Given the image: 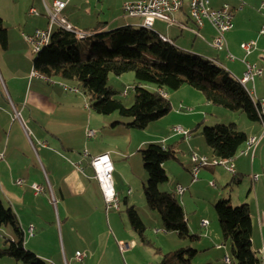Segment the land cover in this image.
Wrapping results in <instances>:
<instances>
[{"label": "rangeland", "instance_id": "rangeland-1", "mask_svg": "<svg viewBox=\"0 0 264 264\" xmlns=\"http://www.w3.org/2000/svg\"><path fill=\"white\" fill-rule=\"evenodd\" d=\"M136 1L139 0H72L69 4L70 6L63 13V16L78 32H91L90 30L95 29L99 25L104 30L103 32H109L122 26H126L124 25L125 21L134 22L136 23L134 25L138 24L136 27H140L142 23H139L142 19L131 18L124 12L125 3ZM185 2L184 9L188 14L189 10L187 5L189 0H185ZM245 3L247 5L245 9L237 12L234 11V25L236 12V20L242 17L240 22L242 36L250 37L255 33V36L251 40H261L259 42L261 45L260 49L264 52V36H259L263 26L261 27L259 18L255 16L256 14H263L264 10H261L259 7H254L246 0ZM251 7H253L254 10L250 9ZM215 8H218V6ZM172 19L174 20L175 17H172ZM191 25H193V23H191ZM56 29L57 27L55 30ZM153 31L156 33L168 34L180 31V29L177 26H170L165 22L157 21L154 25ZM185 35H188L187 32ZM246 42H250V40ZM199 43H202L201 40ZM82 45H86V43L83 42ZM204 47V50H201V52L195 51L192 53L208 59L210 58L209 54L220 56L221 59H223L224 52L217 51L214 48H211V46ZM82 56L84 59L89 56L88 49L83 50ZM36 57L37 54L33 53V58L35 59ZM261 64L264 67V59L261 60ZM17 66H23V64L19 63ZM220 67L223 68L222 66ZM243 74L244 69H241L236 71L234 77L240 79L243 77ZM64 82L68 85H76L77 87L75 82ZM22 84L23 83L21 82L18 86L20 92L23 90ZM109 85L120 93L117 98L127 107L133 105L135 96L134 89L136 86L135 74L133 72L124 74L121 77L111 74L109 77ZM145 86L151 91L156 89V86L153 84H145ZM248 86L250 87V85ZM186 89L194 91V93L200 95L202 100L185 92V90H183V92H181V89L177 91H169L171 97L176 95V99H178L182 93L187 103L183 104L179 102L177 104L170 98L169 100L172 102V111L161 120L151 123L145 130H136L127 127L126 125L131 123L132 119L122 118L118 113L109 116H101L90 109L89 105H86L91 114L98 117V119H105L107 123L106 125H103V123L99 121L96 122L95 127H91L90 130L87 131V133L89 131H95L96 134L92 138H88L86 135L80 139L75 137L73 142L81 140L82 146L85 143V147H82L80 151L76 149V153L80 154L81 159L79 160L78 158L64 153L62 149L58 151L53 147H50L53 152H51L50 158H46L42 152V147L46 146L45 143H42L35 137L32 129L25 121H23L25 124L23 126L26 129V137H28L27 139L32 149L28 146L26 138H24L20 132L18 125L14 126L13 124H7L6 116L0 114V130L3 131L1 136L4 135L9 141L10 152L8 157L12 156L10 158V164L14 168V176L18 178L15 182H18L19 180L28 182V184L25 183L26 185L22 184V187H6L7 189L5 188L4 191L1 190L0 200L6 207L12 208V205L16 206L14 212L16 211L15 213H17L19 217L22 228L24 222L27 230L29 227L36 229L35 231L33 229L32 233L29 232V234H31L30 236H36V239H33L31 244H27V239L25 240V247L28 251L34 253H36V251L39 252L47 259H44L46 261H49V259L57 260L59 254L63 259V236L68 253L69 249H72V252L75 254V250L77 249L83 253L84 250L94 248L95 245L105 247L106 240L110 235V227L106 217L111 214L112 218H115L113 220L115 230L116 228L120 229L123 237L127 238V241L123 243V250L120 251L125 252L133 249L125 248L126 244L131 247V237H134L137 240L140 247L136 250L139 252H136L134 257L136 264H161L163 255L188 246L198 252L193 261L194 264H227L224 261V256H218L216 244L213 245L211 249L210 245L206 244L207 242H205L203 238V229L201 228L203 217L200 216H205L204 219L208 220L212 225L213 223L215 224L214 227L221 236L219 245L228 248L230 253L228 255L229 259L232 258L231 245L230 243H226L223 239L218 215L214 206L223 199L229 200L233 206L242 205L243 203L238 202V197L239 195L242 197L245 195L246 191L251 188L252 182L250 177L247 176L244 180V186L242 185L243 187L240 190L238 188L240 184L232 183L234 178L233 174L228 171L225 165L214 166L211 149L206 142V138L202 135V132L204 128H211L216 125L229 126L231 124H236L240 131H246L247 125H252L253 122H250L245 115L234 113L212 104H207L202 93L195 91L188 86ZM125 93H127V95H125ZM80 94L85 93L80 89ZM44 99L50 100L47 96H45ZM35 100L36 98H34V94H32L30 103ZM14 103L16 104L18 102L14 101ZM6 105L9 106V104ZM13 111L15 113V120L19 122L24 120V118L21 117L19 110L16 111L15 107H13ZM201 113L204 115L198 120L197 117H191V115ZM18 114L19 116H17ZM116 122H122V125H119L117 128L109 127L110 124L114 125ZM201 122H204L203 127H201L200 131L197 133H193L190 139L181 135L173 138L174 136L172 135L175 132L173 131L174 133H170L173 129L178 127L183 128L187 132H191V130L193 132ZM191 125L193 127L192 129H189V126ZM104 126H108V128H106L105 132H101L104 129ZM263 133L264 129L262 130V136ZM177 135L175 133V136ZM191 139L194 140V145H198V141H204V145L208 150L202 152L197 151L199 152L197 153L198 156L207 158L208 163L207 167H204V169L198 174V180H195L193 177L194 164L191 159L193 153L191 150L192 148L189 145ZM141 142L147 143L143 148L137 149V145ZM152 143L170 146L176 152V158L170 159L165 163L164 168L169 177V182L161 185V188L163 190L169 189L172 194H176L174 192L178 185H181L185 189L186 196H188V198L190 197L187 209H185L189 229L192 235H201V240L199 241L191 242L189 240L180 239L176 233H167L161 216L157 212L151 211L147 205L144 187L148 184L149 176L144 168L141 151L146 149L148 145ZM87 144H90L95 150H97V152L103 150V148L106 150V147H109L112 152L110 153V158L115 168L112 174L115 190H119L120 187L125 188L122 197L120 198L117 196L119 209L115 208V206L108 207L104 196L101 195L97 187L94 186V184H96L95 182H93V188L88 194L85 193V195L82 196H74L67 192L65 193L66 200L62 199L58 181L63 180L66 176L73 173L74 169L80 171L83 176L87 178L92 174V172H90V166L82 162L83 159L87 160V157L85 158V156H88V153L90 152V149L86 147ZM0 159L5 160L4 154L1 155ZM209 168H214L216 175L209 172L207 170ZM1 169V172H4V170L6 171L5 166L3 165ZM32 182H35L36 185L42 189V192L38 194V197L34 196V192L27 187L30 186ZM97 183L100 186L98 180ZM89 184L90 179L85 182V185ZM51 186L54 187L55 192ZM167 193H169V191ZM192 193H194V195L191 198ZM176 195L179 203L182 205L183 196ZM23 201L24 203H22ZM130 207L136 208L147 227L145 233L146 244L143 243L139 235L132 230L127 215V210ZM68 217L69 220L66 221ZM196 220L199 221L198 224H196ZM16 239L12 227H0V250L9 247V241ZM29 240L31 239L29 238ZM201 243L202 246H205L202 247L203 251L197 249L201 246ZM263 244L264 243L262 242V250L259 251V249H256V253L264 260ZM88 252L85 253L88 255ZM72 262L73 261L71 260V264H82V262ZM0 264L23 263L14 258L0 257Z\"/></svg>", "mask_w": 264, "mask_h": 264}, {"label": "trees", "instance_id": "trees-1", "mask_svg": "<svg viewBox=\"0 0 264 264\" xmlns=\"http://www.w3.org/2000/svg\"><path fill=\"white\" fill-rule=\"evenodd\" d=\"M86 40L77 39L74 32L57 28L50 44L34 59V71L52 81L75 82L88 97V105L96 114L109 116L118 113L122 118L132 119L126 126L145 130L172 111L171 102L160 91H177L189 86L200 92L214 106L245 115L251 122H261L260 111L246 88L229 72L206 57L185 52L172 42L142 27L122 26L103 32L99 25ZM85 42L86 45H82ZM0 44L8 46L7 29L0 19ZM89 56L83 58V50ZM133 72L136 86L134 103L127 107L117 96L120 94L109 85L111 74L121 77ZM145 84H153L149 90ZM120 122L114 123L118 126ZM197 127L190 135L197 133ZM202 135L211 149L213 159L233 161L249 137L236 124L216 125L204 128ZM144 168L149 176L144 187L145 198L151 211L157 212L167 233H176L180 239L191 242L201 240L192 235L187 214L176 194L163 192L161 185L169 182L164 165L176 158L170 146L152 143L141 151ZM221 233L232 249V264H263L262 258L253 250L252 218L249 206H233L229 200H220L215 206ZM132 230L147 243V227L135 207L127 210ZM12 227L16 240L0 250V257L14 258L23 264H52L25 247V233L17 214L0 200V227ZM198 252L186 247L163 255L161 264H194Z\"/></svg>", "mask_w": 264, "mask_h": 264}, {"label": "crops", "instance_id": "crops-1", "mask_svg": "<svg viewBox=\"0 0 264 264\" xmlns=\"http://www.w3.org/2000/svg\"><path fill=\"white\" fill-rule=\"evenodd\" d=\"M54 1L55 0H0V19L3 21L7 29V35H8L7 48L6 49L2 48L0 44V88H1L0 114H4L6 116L5 118L7 119L6 122L7 124L9 125L13 124L14 126L18 125L20 132L22 133L24 138H26L28 146L31 148V145L27 139L28 137H26L27 136L26 129L23 126L25 125L23 121H25L32 129V132L34 133L35 137L38 140H40L42 143H45L46 146L42 147V152L44 153V156L46 158H50V154L52 152L51 151L52 149H50V147H53L56 148L58 151L62 149L64 153H67L70 156L78 158L79 160L81 159L80 154L76 153V149L80 151L82 147H85V143L82 146L81 140H78V142H73L75 140V137L77 139L83 138L85 135L87 136L86 133L88 130H90L91 127H95L96 122L99 121L103 123V125H106L107 121H105V119H98V117L90 113V111L86 107V105H88L87 104L88 97L85 94H80V92L69 93L65 91V89L62 86V84L67 85L69 87H76V85L74 86L72 84L68 85L64 81L62 80L60 81L56 79L49 82L39 75L33 76L34 52L32 45L27 41L26 37L34 35L38 30L48 29L49 18L47 16L45 3L52 4ZM60 1L68 2L66 9L63 11L64 13L67 10V8L70 6L69 4L71 3L72 0H60ZM246 1L251 5H253L254 7L261 8L260 6L263 0H246ZM210 4L212 8H215L216 6L220 8L223 5H229L230 8L235 10L236 12L245 9L247 6L245 3L244 7L240 9L242 2L239 0H211ZM31 9H36L39 13V16H31L30 15ZM250 9L254 10L253 7H251ZM236 12H235V27L226 36L228 51L233 56L236 57V61H230L227 59V54H228L227 50L220 51V52H224L223 59H221L220 56H214L208 53L210 56L209 59L211 60L214 59L213 61L217 62L218 65L222 66L232 76H235L236 71H239L241 69H244L245 71L246 67L245 64L243 63L244 60L248 63H251L253 65H256L264 69V67L261 64V60L264 59L263 58L264 52L260 49L261 45L259 44L261 40L259 41L257 40L258 42L256 41L257 49L248 56L241 49V45L243 43L249 40L252 41L251 39H253L255 33H253V35H251L250 37L242 36V28L240 24L242 17L236 20ZM255 16L259 18V21L261 22V27L264 26V13L260 15L256 14ZM173 17H175L174 21L176 23L170 26H177L180 29V31H175L168 34H162V33H157V34L171 41L185 52H189V53L195 51L201 52V50H204L205 48L204 46L210 47L209 43L212 42V40L216 36V31L209 23H205V25L202 28L198 27L196 23L190 18L189 13L187 14L184 8L180 12L176 13ZM141 23L142 21L139 24ZM191 23H193V25H191ZM134 24L136 23L131 21L129 22L125 21L124 25L138 26V24L137 25ZM180 25H184L185 29L181 28ZM94 30L95 29L90 30L91 31L90 33H92V31ZM186 32L188 35H185ZM198 40L199 41L201 40L202 43H199ZM19 63L23 64V66H17ZM21 82L23 83L22 92L18 90V86ZM248 85H250V87ZM248 85L247 88L249 87L248 88L249 90L254 91L257 99L264 98V76L262 78L257 79L255 83H249ZM186 87L187 86H183L181 88V92L185 90V92L197 97L199 100H202V97H200V95L194 93V91H189V89H186ZM167 93H168V100L171 98L173 99L174 103L177 104L179 102L183 104L187 103L182 93L178 99H176V95H173V97H171L169 91H167ZM32 94H34V98H36V100L30 103ZM45 96H47L48 99L50 100L44 99ZM14 101H17L18 103L15 104ZM6 104H9V106ZM207 104L210 103L207 102ZM13 107H15L16 111L18 110L20 111L21 117H23L24 120L20 122L15 120V113L13 111ZM203 115L204 114L201 113V114L191 115V117L192 118L197 117L198 120ZM203 123L204 122H201L199 124L198 126L200 127L199 131L201 127H203ZM119 125L121 126L122 124ZM119 125L113 126V124H110L109 127L117 128L119 127ZM192 127H193L192 125L189 126V129H192ZM103 128L104 129L101 132H105L108 126H104ZM262 130H263V125L261 122H253L252 125H247L246 131L241 130L242 132L246 133L249 139H253V138L256 139L257 144L255 145V151L254 153L253 150L244 153L247 148V145L245 144L241 148L236 159L232 161V164L235 169V174H233L234 178L232 183L240 184L238 188L241 190L242 187L244 186V180L247 176L250 177L252 182L251 188L249 190L247 188L248 191H246L245 195L243 197L239 195L238 202L247 204L249 206L251 212V218H252V227H253L252 228L253 250L255 252L256 249H259V251L262 250L261 248L262 242L264 243V176L259 181L255 182L253 180V176L264 174V139H262L261 137ZM173 131L174 129L170 133H174ZM2 132L3 131L0 130V157L2 154H4L5 160L0 159V172L2 170L1 169L2 165L5 166L6 171L4 170V172L2 171L0 173V191L1 190L4 191L6 187H15V186L22 187V184L25 183L28 184V182L24 180H19L18 182H15V180L18 178L14 176L13 173L14 168L10 164V158L12 156L8 157V154L10 152V144L8 139H6L4 135L1 136ZM172 136H174L173 138H176L179 137L180 135L178 134L177 136H175L174 133ZM198 142H199L198 145H194L193 144L194 140L191 139L189 143V145L192 148L191 150L193 154H197L200 151L202 152L204 150L208 151L204 145V141H198ZM146 143L147 142H141L140 144L137 145V149L143 148V146L146 145ZM86 147L90 149V152L89 153L87 152L88 156H85V158L87 157V160L83 159L82 162L90 166V172H92V174L89 178H87L84 177L80 171L74 169L73 173L66 176L63 180L58 181L59 190L63 200H66L65 193L67 192L74 196H78V195L82 196L85 195V193L88 194L89 192H91L93 188V182L96 183L94 184V186H96L100 194L103 195L101 186L98 185L97 180L95 178L96 177L95 171L91 165V161L93 158L99 157V155L102 154L109 155L110 157L111 156L110 153L112 152L109 147H106V150L103 148V150H100L99 152H97V150H95L90 144H87ZM207 170L212 174L216 175L214 168H209ZM89 179H90V184L85 185L86 180ZM20 181H23V183L19 184ZM35 184H36L35 182H32L31 185L27 187L30 188L32 192H34V196L38 197V193L33 188ZM113 186H114V182H113ZM51 187L54 191V187L53 186ZM161 190L165 192L169 191L170 193L169 189L163 190L161 188ZM176 190L174 193H176ZM115 192L117 193V196L121 198L125 192V188L120 187L119 190H115ZM193 195L194 193H192L191 198L193 197ZM180 196H183L182 206L185 210L187 209L188 203L190 201V197L188 198V196H186V192H184V194ZM22 203H24V201ZM11 207L13 210H16V206L12 205ZM200 217H203L201 222V228L203 229V233H204L203 238L205 242H207L206 244L210 245V249L212 248L213 245L216 244L217 245L216 249L218 250L217 251L218 256L219 257L224 256V261H225L226 258H229L228 255L230 253L228 251V248L219 245L221 236L216 231V228L214 227L215 224L213 223L212 225L209 222V225L204 227L202 226V223L208 220L204 219L205 216H200ZM106 219L110 227V231H109L110 235L106 240L105 247L95 245L94 248L84 250L83 253L85 252L87 253L88 251L89 252H88V257L84 261H82V264H136L134 261L135 259L134 257L136 252H139L136 250H138L140 247L139 244L137 243V240L134 237H131L130 238L131 247L130 245L126 244L125 248L126 249L133 248V249L132 250L130 249L129 251L121 252L120 250H123L122 246H124L123 243L127 241V238L123 237L120 229L116 228L115 230L113 226V220L115 218L114 217L112 218L111 214H109L106 217ZM68 220L69 217L67 218L66 221ZM198 222L199 221L196 220V224H198ZM31 228L34 229V231L36 230L33 227H29L27 230V227L23 222V230L25 233V240L27 239L26 240L27 244L29 243L31 244L32 240L36 239V236L31 237L30 236L31 234H29V232H31L30 231ZM29 238L31 240H29ZM202 247L205 246H202L201 243V246L198 247L197 249L203 251ZM62 248H63V259L60 257L59 254V258L57 260L49 259V261L47 262L49 263L53 262L52 264H71V260L73 262L74 261L79 262L76 259V255L77 253H82V252L77 249L75 250V254H76L75 255L74 252H72V249L71 250L69 249V253H68L64 236H63ZM36 253L39 256H41V258L46 259L39 252L36 251Z\"/></svg>", "mask_w": 264, "mask_h": 264}, {"label": "built area", "instance_id": "built-area-1", "mask_svg": "<svg viewBox=\"0 0 264 264\" xmlns=\"http://www.w3.org/2000/svg\"><path fill=\"white\" fill-rule=\"evenodd\" d=\"M242 2L240 9L245 5L244 0H239ZM211 0H189L188 2V13L190 18L196 23V25L202 28L205 23H209L213 29L216 31V36L209 43V45L217 51H228V45L226 36L230 33L234 25V11L230 8L229 5H223L220 8H212ZM185 0H139L136 2H127L124 4V12L127 16L131 18H140L142 23H151L155 25L156 21H163L169 25L175 24V21L172 17L180 12L185 7ZM68 2H63L60 0H55L52 4L45 3V8L47 11V16L49 18V27L46 30H38L32 36H27V41L32 45V48H37L42 43H50L52 35L55 31V28H64L68 31L74 32L76 35L90 32H78L72 25L68 23V20L63 16V11L66 9ZM261 10H264V0L261 4ZM31 16H39V13L36 9L30 10ZM181 28L185 29L184 25H180ZM259 36H264V26L261 29ZM171 42V41H169ZM241 49L246 53V55L252 54L257 49V42L250 41L243 43ZM227 59L230 61H236V57L233 56L229 51L227 54ZM245 64V71L242 77V83L249 84L255 83V81L264 76V69L253 65L251 63L243 61ZM35 76V75H33ZM66 91V90H65ZM69 93H77V90L67 91ZM251 92H254L251 90ZM255 94V93H254ZM127 95V93H125ZM161 96L165 99H168L164 94ZM260 102H264V98L258 99L259 111L264 113V110L260 109ZM19 116V114L17 115ZM264 129V127H263ZM174 132L182 135L184 137L190 138V132L185 131L183 128L178 127L174 129ZM88 138L95 136V132L89 131L87 133ZM264 139V133L262 136ZM257 141L255 138L252 139L251 146L249 149H246L245 153L253 150L255 151V145ZM205 157L198 156L197 154H192L191 159L194 164L193 177L195 180H198V174L200 172V160ZM225 163L226 162H222ZM91 165L95 171V176L99 181L101 186L104 199L108 207L117 208V193L115 192L112 180V174L114 172V166L112 164L111 158L109 155H102L96 158H93ZM227 169L230 173L235 174V169L233 164H227ZM104 170V171H103ZM103 171V172H102ZM263 175L253 176V180L259 181ZM23 181H20L19 184H22ZM35 191L39 194L42 192V189L36 184L33 186ZM185 189L182 186H178L176 194L183 195ZM209 225L208 221H204L202 226L206 227ZM31 233L33 229L31 228ZM88 255L86 253H77L76 259L79 262L84 261ZM225 262L227 264H232L231 259L226 258Z\"/></svg>", "mask_w": 264, "mask_h": 264}, {"label": "bare ground", "instance_id": "bare-ground-1", "mask_svg": "<svg viewBox=\"0 0 264 264\" xmlns=\"http://www.w3.org/2000/svg\"><path fill=\"white\" fill-rule=\"evenodd\" d=\"M142 28L146 29V30H153L154 26L151 25V23H142L141 26ZM93 35V33H83V34H80V35H76L77 39L80 40V41H83V40H86V39H89L91 36ZM161 39L165 42H169V40H167L166 38L162 37L161 36ZM48 44L50 43H42L40 46H38L37 48H34L33 49V52L34 54H38L42 51V49L44 47H46ZM216 65H218L217 62L213 61ZM220 66V65H218ZM33 75L35 76H38L37 72L33 71ZM245 88L246 90L248 91V93L250 94L251 98L253 99L254 103L258 106L259 108V105H258V99L256 98V95L254 94V92H251V90H249L247 88V85L248 84H244L242 83V78H238L237 79ZM51 82V81H49ZM63 88L66 90V91H74V90H77V93L80 92V89L78 87H69L67 85H64L62 84ZM160 94H164L167 98H168V93L166 91H160ZM260 109L261 110H264V102H260ZM260 119H261V123L264 127V113H261L260 112ZM251 142H252V139H249L248 142L246 143L247 145V148L246 149H249V147L251 146ZM246 151V150H245ZM245 153V152H244ZM222 162H226L225 163H222ZM232 162L231 161H225V160H219V159H213V164L214 166L215 165H225L227 167V164H231ZM208 163H207V158H203L200 160V170L204 167H207ZM104 171V170H103ZM102 171V172H103ZM117 209H119V205H118V202H117ZM262 261H263V264H264V260L262 258Z\"/></svg>", "mask_w": 264, "mask_h": 264}]
</instances>
